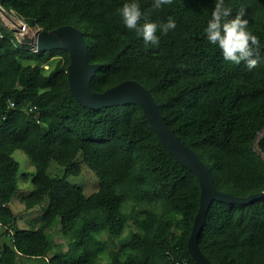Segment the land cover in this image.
Returning <instances> with one entry per match:
<instances>
[{
	"label": "trees",
	"instance_id": "1",
	"mask_svg": "<svg viewBox=\"0 0 264 264\" xmlns=\"http://www.w3.org/2000/svg\"><path fill=\"white\" fill-rule=\"evenodd\" d=\"M127 2L132 0L0 5L29 27H78L89 61L100 63L92 90L136 79L207 165L216 188L235 195L264 190V0H225L229 19L243 7L248 30L259 37V63L251 71L244 62L224 60L207 41L203 30L215 0H173L153 11L150 22H176L166 35L157 31V46L124 27L117 9ZM135 2L144 12L153 0ZM6 28L0 23V226L6 237L0 264H197L187 238L199 204L198 179L164 146L141 107L82 105L69 91L68 51L30 49ZM15 149L34 168L32 187L20 201L26 209H41L38 221L26 227L17 225L10 206L19 188ZM79 152L98 179L88 195L67 179L79 174ZM52 160L63 165L62 176L48 174ZM131 218L137 229L106 253L107 238L120 234ZM57 222L65 244L48 233ZM198 245L215 264H264V195L246 203L213 199Z\"/></svg>",
	"mask_w": 264,
	"mask_h": 264
},
{
	"label": "water",
	"instance_id": "2",
	"mask_svg": "<svg viewBox=\"0 0 264 264\" xmlns=\"http://www.w3.org/2000/svg\"><path fill=\"white\" fill-rule=\"evenodd\" d=\"M22 41L33 43L37 49L63 48L68 51L67 81L69 91L82 105L99 108L134 102L141 107L151 128L164 146L198 179L200 186L199 204L187 238V248L197 264H215L202 252L198 245V233L203 225L210 202L215 199L225 202L246 203L260 198L264 195V190L247 195H235L216 188L212 173L207 165L167 124L160 112L158 103L148 88L136 79L121 80L102 91L92 90L90 81L100 63L89 61L88 44L82 31L75 25L62 24L50 30L39 27L31 37L24 34ZM262 130H259L258 134ZM258 153L262 154L260 150Z\"/></svg>",
	"mask_w": 264,
	"mask_h": 264
},
{
	"label": "clouds",
	"instance_id": "3",
	"mask_svg": "<svg viewBox=\"0 0 264 264\" xmlns=\"http://www.w3.org/2000/svg\"><path fill=\"white\" fill-rule=\"evenodd\" d=\"M173 0H153L151 8L142 12L140 5L132 0L122 5L117 12L122 24L128 31H134L137 37H141L145 45L157 46L159 37L157 31L166 35L169 30L176 28V22L169 17L166 23L157 24L150 22L149 16L163 5H171ZM232 9L225 6V0H215L211 18L208 20L204 33L207 41L222 53L224 60L239 65L244 62L251 71L258 67V55L260 48L259 37L248 30L249 21L245 18V9L241 7L234 18L229 19ZM141 20L144 22L141 23Z\"/></svg>",
	"mask_w": 264,
	"mask_h": 264
},
{
	"label": "rangeland",
	"instance_id": "4",
	"mask_svg": "<svg viewBox=\"0 0 264 264\" xmlns=\"http://www.w3.org/2000/svg\"><path fill=\"white\" fill-rule=\"evenodd\" d=\"M18 17L19 16L15 12H13V10L4 9L3 7L1 8L0 6V23H2L3 25H8L9 27H11V23H10L11 21L9 18H12L13 20L16 21L19 19ZM9 27L6 29L11 31L13 35H15L18 42L25 44L30 49H34V44L23 42L22 37L24 34L30 37L33 36L34 33L37 31L36 26L27 27V29L22 32L18 30H11V28ZM45 66H48V65H45ZM256 140L257 138L254 140L255 146L257 147ZM13 156L17 159L18 164H19V171H18L19 188L17 190V193L14 195L10 206L16 215L17 225L20 227H26L30 225L32 222H37L41 214L40 207L35 206L33 208L26 209L24 208V205L20 201V197L23 194L27 193L32 187V184L29 178V172L33 171L34 168H33V165L29 162L27 155L20 149H15L13 151ZM74 161H76V163L80 165L79 174L68 175L67 179L69 180V182L79 185L82 188L83 193L85 195H88L97 189L98 179L94 171L91 170L87 166V164L84 162L83 156L80 152L76 155ZM63 169H64L63 165H60L58 162L52 160L50 162L47 172L52 177L53 176L60 177L63 174ZM133 214L134 212H132V216ZM130 229H137L136 223L134 222L132 218L129 219L128 223L124 226L120 234L115 235L114 237H112L113 239L111 240L107 238L106 245L104 246V251L106 253H110L114 251L115 249H118L121 243L127 239V234ZM2 230H3V227L0 226V249H1L3 241L6 240V237L1 234ZM48 233L54 243H64L65 244L66 240H65V237L61 235L58 222L51 227ZM104 238L106 239L105 236ZM64 244H63V248L65 249L66 245ZM7 263H8V260H7ZM93 264H100V263L99 262L97 263L96 261Z\"/></svg>",
	"mask_w": 264,
	"mask_h": 264
},
{
	"label": "built area",
	"instance_id": "5",
	"mask_svg": "<svg viewBox=\"0 0 264 264\" xmlns=\"http://www.w3.org/2000/svg\"><path fill=\"white\" fill-rule=\"evenodd\" d=\"M1 6V5H0ZM1 8H2V6H1ZM12 10V9H11ZM13 12H15L14 10H13ZM9 13V12H8ZM19 19L18 20H13L12 18H9L10 19V23H11V27H9L8 25H6L7 27H9V28H11V30H13V29H16V30H18V31H20V32H22V31H24V30H26L27 29V27H29L27 24H26V22H24L23 21V19L22 18H20V17H18ZM39 27H37V29H38ZM36 33V32H35ZM34 33V34H35ZM33 50H37V47L34 45V49Z\"/></svg>",
	"mask_w": 264,
	"mask_h": 264
}]
</instances>
